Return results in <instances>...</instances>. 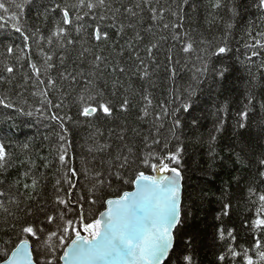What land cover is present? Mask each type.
<instances>
[{
  "label": "trees",
  "instance_id": "16d2710c",
  "mask_svg": "<svg viewBox=\"0 0 264 264\" xmlns=\"http://www.w3.org/2000/svg\"><path fill=\"white\" fill-rule=\"evenodd\" d=\"M4 2L10 3V0ZM67 2L71 4L77 0ZM110 2L116 6L120 4L132 6L141 3L142 0ZM150 2L153 7L160 8L162 15L152 20L145 4L143 9H136L137 16L133 19L135 28H131L128 27L129 17L117 13L116 22L119 24L122 21L124 25L123 37L114 29H110L113 39L107 44L89 42L87 32L84 33L83 39L74 45L66 46L63 51L57 43L49 45L45 40L38 45L36 41H29V47L24 49L27 56L20 63L17 62V56L5 58L4 48L0 47V98H7L15 107L33 113L28 117L0 106V140L8 145L6 153L10 160L6 169H0V181H3L0 183V192L6 193V198L0 197L3 204V207H0V249H11L15 242L10 223H5L9 220L5 208L9 213L21 214L20 209L23 208L55 207L54 185L57 179H62L60 166L55 162L61 129L59 121L50 119L51 116L72 117V120L64 121L67 129L64 135L69 158L67 167H75L80 172L79 176L72 178L75 185L72 197L74 203L81 195H88L90 180L84 175L85 166L88 176L91 177L94 171L106 173L117 167L118 152L127 155L128 149H131L134 155L152 156L153 162L167 154L175 141L165 143L172 121L170 116H164L162 112L175 107L173 100L179 102L183 94L181 90L191 84L197 91L193 115L199 119V126L190 127L187 125L186 116L181 117L185 120V126L180 130L185 153L182 164L183 219L179 236L192 241L189 254L193 257V264H245L242 255L233 259L227 254L229 245L241 254L244 249L249 248V255L254 261L258 260L254 241L261 240L264 243V232L252 228L251 224L253 220L264 216L257 215L258 196L256 200L250 199L248 182L256 178V189L264 192V183L259 182V169L256 166V160L264 154V139L261 138L264 136V124L260 123L259 111L260 103L264 101V69L261 68L264 61V47H261L264 45V11L257 7L259 0H221L222 7L219 10H213L209 0H187V4L185 0ZM49 4L50 0H31L22 16L28 26L38 27L40 34L45 38L51 36L55 30L54 20L60 18L59 13H56L47 20L44 19L43 12ZM233 6L237 11L235 16L230 11ZM106 15L111 18L113 13L108 12ZM70 18L74 23L75 15H71ZM165 24L168 25L167 28L164 27ZM228 24L233 26L228 28ZM137 33L142 40L136 39ZM9 34L11 38H6ZM13 39L16 45L22 43L18 34L12 32L10 25L7 29L0 30V40H3L4 44H11ZM131 41H134L133 49L139 52L144 62L143 68L148 70V75L143 79L142 73L137 71L132 49L127 47ZM222 41H226L231 50L225 59L230 67L228 76L223 84H218L208 76L204 83L197 85L194 77L197 75V69L201 67L200 58L205 54L204 49H214ZM187 42L193 44V49L189 53H184L181 46ZM114 45L123 49L125 52L123 57L118 54ZM150 45L156 46L151 56L146 53ZM85 48L96 52L103 50V54L110 57L113 63L122 61L121 66L128 69L124 74H113L110 71V64L105 85L107 95L110 96L115 84L117 95L113 99L117 105L122 98L126 97L129 100L126 112L117 107L114 117L99 120L77 115L78 97L82 92L86 95V92L82 85L70 84L68 80L62 79L61 73L83 71L87 76L93 57L91 52L81 56ZM41 51L52 53L54 56L52 63L55 64V68L50 69V72L57 83L47 89L43 84L37 85L35 79L28 81L24 79L30 72V67L27 66L29 58L40 67L41 78L47 79V76L43 75ZM254 51L257 55H253ZM17 55H21L19 48ZM59 55L65 56L63 64L58 58ZM170 56L179 63L169 60ZM220 62L221 60L216 57L211 60L217 67ZM21 63L25 67L21 68ZM4 64L15 65V75L8 83L4 82V77L8 75L3 71ZM173 68L176 70L175 79L171 75ZM250 74L256 77L255 88L250 87L252 81ZM43 91H48L47 99L53 103L63 102L62 107L55 109L41 104V100L44 99L41 95ZM33 92L36 95H33ZM248 92L254 97L255 111L250 114L248 119L250 127L245 132L250 145L246 156L248 166L240 168L229 159L233 150H239L237 137L231 125L237 110L248 103L246 99ZM226 98L231 104L229 127L220 135L215 149L219 156L210 166L209 137L215 134L217 107L222 105ZM148 100L151 103H148ZM198 140L202 143L197 142ZM25 144L28 145L27 148L24 147ZM102 146L103 151H100ZM140 167L145 174H154L150 167L144 165ZM236 176L241 178L239 183L234 179ZM33 178L38 181L35 189L31 186ZM25 183L29 184L28 189L23 187ZM64 188L72 191L68 189L67 184ZM117 189L132 191L134 187L115 182L111 191L114 193ZM225 201H229L231 205L230 215L227 217L222 211ZM97 207L99 205L90 209L85 204V213H94ZM69 214L74 215L72 210H69ZM220 229L225 233L223 238L220 237ZM229 231L233 232L234 239L227 236ZM222 254L226 255L223 262L218 260ZM2 259L0 256V261ZM173 264H176L175 260Z\"/></svg>",
  "mask_w": 264,
  "mask_h": 264
},
{
  "label": "snow or ice",
  "instance_id": "6c2138e0",
  "mask_svg": "<svg viewBox=\"0 0 264 264\" xmlns=\"http://www.w3.org/2000/svg\"><path fill=\"white\" fill-rule=\"evenodd\" d=\"M30 3L31 0H21V2L10 0V3L0 0V22H2L0 30L7 29L10 25L12 32L18 34L22 41L20 45H16L14 39L11 44H4L3 40H0V47L4 48L5 58L17 56L18 63L27 56L24 49L29 47V41H36L38 45L45 40L49 45L57 43L63 51L66 46L74 45L78 40L83 39L84 33L87 32L89 42L107 44L109 40L113 39L110 29H114L123 37L124 25L122 21L119 24L116 22L117 13L129 17L128 27L131 28H135L133 19L137 16L136 9H143L145 4L148 6L152 20L162 15L160 8L153 7L150 0H142L141 3L132 6L124 4L116 6L110 0H77L76 3L71 4L67 0H50L49 6L43 12L44 19L47 20L49 16L56 13H59L60 18L54 20L55 30L51 36L45 38L40 34L38 27L32 28L22 19L25 9ZM185 3L187 4V0ZM209 3L213 10H219L222 7L221 0H209ZM257 7L264 11V0H259ZM230 11L233 16L237 15L235 6ZM108 12L113 13L111 18L106 15ZM5 14H7V19H5ZM73 14L75 15L74 23L70 18ZM85 17L89 19H85ZM232 26V24H228V28ZM164 27L167 28L168 25L165 24ZM73 32L75 35H72ZM6 38H11V34ZM136 39L142 40L143 38L137 33ZM133 43L134 41L129 42L127 47L132 49V54L135 57L134 62L137 63V71L142 73L141 78L143 79L148 75V70L143 68L144 62L139 52L133 49ZM254 46L246 45V47ZM114 47L121 57L125 55L122 48L117 45ZM155 47V45H150L146 49V53L151 56ZM17 48L21 55H17ZM192 49L193 44L190 42L181 46V51L184 53H189ZM230 51L226 41H222L214 49H204L205 54L200 58L201 67L197 69V75L194 77L197 85L204 83L208 76H211L218 84H223L230 72V67L225 62ZM88 52H91L93 59L87 76L83 71L61 73L62 79L68 80L70 84L82 85V89L86 92V95L82 92L78 97L77 115L86 119L94 117L99 120L114 117L117 107L126 112L129 100L126 97L122 98L117 105L113 99L117 95L115 84L110 96L107 95L105 85L110 64V71L113 74H124L128 69L121 66L122 61L113 63L110 57L103 54V50L96 52L85 48L81 56ZM253 55H257V53L254 51ZM41 56L44 64L43 75L47 76V79L41 78L40 67L30 58L27 62L30 72L24 79L25 81L35 79L37 85L43 84L47 89L57 83L50 72V69L55 68V64L52 63L54 56L52 53L43 51H41ZM213 57L221 60L218 67L211 63ZM58 58L63 64L65 56L59 55ZM169 60H173V58L170 56ZM173 63H179V61L173 60ZM20 66L21 68L25 67L23 63ZM261 68L264 69V61L261 63ZM3 71L8 74L4 77V82L8 83L15 75V65L4 64ZM171 75L175 79V68L172 69ZM250 75H252L250 87L255 88L257 86L256 77L254 74ZM181 91L183 94L179 102L173 100L175 107L170 111L162 112V115L170 116L172 121L168 127L165 143L175 141L167 154L153 162L152 156L140 157L134 155L131 149H128L127 155L118 152L116 159L119 161V165L117 167L106 173L94 171L91 177L88 176L85 166L84 175L90 180L88 195H81L74 203L72 197L75 185L72 183V178L79 176L80 172L75 167H67L69 158L64 135L67 131L64 121L65 119L72 120V117L51 116L50 119L59 121L61 129L55 162L60 166L62 179L55 181L56 195L53 201L55 207L23 208L20 209L21 214L9 213L7 208L4 209L5 213L9 215V220H6L5 223H10L15 242L11 249H0V256L3 257L0 264H173V260L176 264H193V257L189 254L192 241L179 236L183 214H177V201L179 199L182 205L184 181L182 164L185 147L181 140L180 130L185 126V120H182L181 117L186 116L187 125L190 127H198L199 119L193 115L197 96L196 89L189 84L186 89ZM33 95L36 93L33 92ZM41 95L44 97L41 104L46 107L55 109L62 107L63 102L53 103L47 99L48 91H43ZM246 99L248 103L237 110L231 125L237 137L239 150H233L229 159L240 168L248 166L246 156L250 145L245 132L250 127L248 123L250 114L255 111L254 97L251 92H248ZM148 103L151 101L148 100ZM0 106L28 117L33 115L31 111L15 107L14 103L7 98H0ZM230 107L228 98L217 107L215 134L209 137L208 143L210 166L219 156L215 149L220 135L229 127ZM37 111H42V109H37ZM259 111L260 123L264 124V101L260 103ZM145 115H147L146 112ZM261 138L264 139V136ZM197 142L202 143L199 140ZM7 147L8 145L0 140V169H6L10 163L6 153ZM24 147L27 148L28 145L25 144ZM103 147L99 150L103 151ZM89 150L91 151V149ZM141 165L150 167L157 175H146L141 170ZM47 166L46 164L45 167ZM256 166L259 169V182L264 183V154H261L256 160ZM25 176H28L27 171ZM234 179L239 183L241 178L236 176ZM115 182H119L121 185H130L135 190L117 189L113 193L111 190ZM37 183L35 178L31 180L33 189ZM256 183V178L248 182V193L251 200H256L258 196L259 211L257 215L264 216V192H259L256 189ZM65 184L72 191L65 189ZM23 187L28 189L29 184L25 183ZM0 197L6 198V193L0 192ZM85 204L90 209L97 205L99 207L94 213L87 214L84 210ZM0 207H3L2 202H0ZM230 208V202L225 201L222 208L225 217L230 215ZM69 210H72L74 215H70ZM251 227L264 232V218L253 220ZM219 232L220 237L223 238L225 235L223 229H220ZM227 236L234 239L232 231H229ZM254 244L257 249V261H254L249 255V248L244 249L241 254L229 245L227 254L231 255L233 259L242 255L245 264H264V243L261 240H255ZM218 260L225 261L226 255H220Z\"/></svg>",
  "mask_w": 264,
  "mask_h": 264
},
{
  "label": "water",
  "instance_id": "95a60500",
  "mask_svg": "<svg viewBox=\"0 0 264 264\" xmlns=\"http://www.w3.org/2000/svg\"><path fill=\"white\" fill-rule=\"evenodd\" d=\"M146 175H149V174H146ZM151 175H157L156 172H154V174H151ZM184 182V181H183ZM135 189H133L132 191H134ZM182 199H183V196H182ZM177 214L179 215L181 212H182V205L180 204V201L178 199L177 201Z\"/></svg>",
  "mask_w": 264,
  "mask_h": 264
}]
</instances>
